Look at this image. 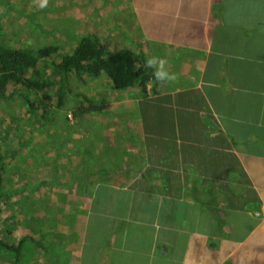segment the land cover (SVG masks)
<instances>
[{"label":"crops","instance_id":"1","mask_svg":"<svg viewBox=\"0 0 264 264\" xmlns=\"http://www.w3.org/2000/svg\"><path fill=\"white\" fill-rule=\"evenodd\" d=\"M128 1L140 36L127 38L126 47L160 78L155 90L147 87L149 116L159 110L169 119H145L141 89L134 87L116 101L134 116L122 123L127 129L119 141L117 121L98 123L107 129L98 149L81 136L79 149L69 140L66 147L65 139L52 142L55 134L44 123L45 136L30 148L39 151L42 169L50 168L53 178L28 176L31 170L13 187L14 199L23 197L30 210L21 237L39 249L36 254L31 248L33 261L264 264V0ZM120 3L123 8L125 1ZM146 126L181 130V137L168 136L178 143L193 141L188 136L194 131L205 139L203 127L213 129L210 137L224 135L258 200L237 210L225 206L219 191L199 193L196 200L181 198L173 222L165 225L134 209L130 186L146 165ZM123 175L135 179L111 178ZM235 189L242 187L235 183ZM51 208L52 216L46 214Z\"/></svg>","mask_w":264,"mask_h":264},{"label":"rangeland","instance_id":"2","mask_svg":"<svg viewBox=\"0 0 264 264\" xmlns=\"http://www.w3.org/2000/svg\"><path fill=\"white\" fill-rule=\"evenodd\" d=\"M120 1L122 0H0L1 41L8 47L33 50L57 45L60 48L58 54L48 61H40L37 66L39 72L46 73L50 80L57 82L50 63L70 54L80 38L97 35L105 49L116 52L122 45L129 48L126 47L130 42L127 38L131 40L132 36L137 38L140 36L135 27L129 1L124 0L123 8L120 7L122 6ZM120 35L124 36L121 40ZM109 85L105 76L94 79L84 75L83 80L79 81L73 75L70 80L71 93H66L61 107L57 106L58 83L45 93L46 108L39 104L37 107H42L36 111L31 110L29 104L25 105L19 95L0 102V233L4 241L14 243L22 239L21 229L25 225L23 216L25 214L27 216L30 211L26 208L27 202L23 201V197L14 199L13 187L19 178L31 170L33 171L28 176H32L34 172L33 177L39 173L48 175L44 177L45 180L53 178L50 168L42 169L43 160L38 158L39 151L30 148V144H33L31 141L39 135L45 136L44 123L50 126L55 134L52 142L61 143V140L65 139L63 147H66L69 140L75 149L83 146L79 143V136L84 138L83 143L91 142L95 149L99 148L101 137L107 132L106 127L98 124L101 120L117 121L121 125V128L117 129L116 134L119 135L115 142L125 135L124 131L127 128L122 123L134 116L128 111L123 113L116 104V101L126 97V93L118 91L115 95ZM96 88L103 90L98 93ZM84 97L90 99L94 106L104 104L107 108L102 113L92 112L75 116L79 106L85 102ZM30 99L33 102L40 101L42 94H31ZM43 108L46 113L43 112ZM48 130L47 128L46 131ZM109 130L115 133L112 129ZM118 148L121 149L119 146ZM54 153H57L55 149ZM111 178L117 180L129 178L131 181L135 179L133 176L125 175ZM122 180L119 183H124ZM35 208L36 206L32 209ZM38 210L39 208L35 209ZM55 211L51 208L46 214L52 216ZM31 248L34 250L35 246L28 244L26 240L19 264H37L33 261L34 253ZM38 251V248L35 249L36 254ZM13 257L11 251L0 248V264H10Z\"/></svg>","mask_w":264,"mask_h":264},{"label":"trees","instance_id":"3","mask_svg":"<svg viewBox=\"0 0 264 264\" xmlns=\"http://www.w3.org/2000/svg\"><path fill=\"white\" fill-rule=\"evenodd\" d=\"M1 35L0 28V102L19 95L25 105L29 104V108L36 111L39 107H44L46 91L58 83L57 106L61 107L66 93H71L70 80L73 75L79 81L83 80L84 75L94 79L105 76L115 91L140 88L143 115L145 119L148 118L150 99L147 87L152 84L155 90L160 78L141 55L128 48L116 52L107 50L100 37L94 34L82 37L75 43L70 54L50 63L57 78L55 82L46 73L39 72L37 66L40 61H48L58 54L60 48L57 45L38 50L12 48L2 43ZM31 94H42V99L33 102ZM83 102L85 104L79 106L75 116L102 113L107 108L104 104L92 105L90 99L85 98ZM39 104L42 106L37 107ZM86 104L90 106L87 107ZM44 108L43 112L46 113ZM149 118L166 120L169 119V114L155 110ZM208 119H212V116ZM175 130L177 129L145 127L146 165L140 178L130 186L134 209L149 215L148 217H156L160 225H165L166 221H172L175 217L181 198L196 200L199 193L211 195L213 190L219 191L225 206L235 207L237 210H247L250 204L258 200L250 188V181L240 161L230 152V144L224 135L210 137L213 129L203 127L208 132L205 139L202 140L199 133L194 131L188 136L193 141L178 143L177 140L168 138L170 131L175 137L182 136L181 130L178 133ZM235 183L241 185L242 189L236 190ZM157 185L159 186L156 187ZM25 242L26 238L14 243L4 241L0 233V248L14 254L10 264L20 263Z\"/></svg>","mask_w":264,"mask_h":264}]
</instances>
